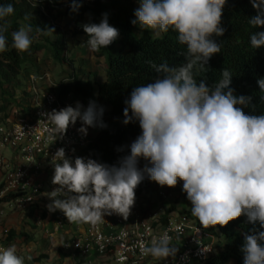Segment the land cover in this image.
<instances>
[{
  "label": "clouds",
  "instance_id": "9594fccd",
  "mask_svg": "<svg viewBox=\"0 0 264 264\" xmlns=\"http://www.w3.org/2000/svg\"><path fill=\"white\" fill-rule=\"evenodd\" d=\"M84 0H70L71 11L77 13ZM133 25L141 30L177 32V40L186 46L184 63L171 66L149 62L156 78L135 87L123 110L125 125L138 121L142 130L130 145V154L117 165L93 159L66 155L59 148L52 156L54 174L48 192L49 213L61 211L70 223L100 222L112 213L128 219L135 205V190L145 175L161 187L174 188L183 181V191L191 204V214L205 227H224L246 216L253 228L244 234L241 246L243 264H264V114H246L252 107L251 96H236L230 87L232 73L221 70L222 78L212 86L206 79L196 78L205 71L211 57L221 46L212 39L223 36L221 27L226 0H138ZM257 14L248 19L252 28L264 27V0H250ZM14 14L11 3L0 4V53L7 50L4 21ZM27 20L28 17H25ZM90 49L108 48L120 35L108 22L82 25ZM54 33V28L40 29ZM32 24L22 25L11 33L12 47L26 52L31 44ZM254 49L264 46V31L252 33ZM264 93V78L257 80ZM264 102V95L260 96ZM46 116L54 126L50 131L62 138L77 120V129L87 135L89 127L105 128L104 108L89 101L87 108L53 109ZM122 150V149H121ZM74 151V149H73ZM143 158L146 164L138 167ZM179 232L180 230L177 229ZM168 232L153 237L142 246V253L155 259L175 258L179 247L172 245ZM187 259V255L184 257ZM30 259V258H29ZM0 264H25L15 245L0 248Z\"/></svg>",
  "mask_w": 264,
  "mask_h": 264
},
{
  "label": "trees",
  "instance_id": "16d2710c",
  "mask_svg": "<svg viewBox=\"0 0 264 264\" xmlns=\"http://www.w3.org/2000/svg\"><path fill=\"white\" fill-rule=\"evenodd\" d=\"M7 3L13 5L14 14L4 21L8 31L5 33L7 50L0 53V116L3 115L0 123L6 122L11 115L13 105L9 99L14 98L11 91H20V88L25 90L21 79L33 75L26 67L28 50L19 52L13 48L11 33L18 30L22 22L31 23L30 36L32 43H35L31 50L38 52L45 48L44 42H48L47 33H42L38 27L42 30L55 28L56 21L64 17L63 12H71V9L64 8L62 0H0V4ZM137 3L138 0H84L73 24L75 36L82 35L88 39L82 25L98 24L103 14H107L109 24L117 28L120 35L108 48L91 50L92 57L105 61L104 81L98 84V91L95 92L90 83L86 84L81 78L74 77L62 84V97L75 95L91 98L96 93L97 99L111 109L113 117L124 120L123 110L127 106L125 101L130 98L132 90L156 78L157 74L149 62L157 65L167 62L171 66L184 63L186 46L178 42V34L173 29L162 32L161 37H154L150 30H142V35H138L139 26L131 23L136 19L134 12ZM256 14L257 10L253 8L250 0H226L221 20V27L225 29L224 35L212 37L220 44L221 51L211 57L205 71L197 70L195 74L197 80L206 79L208 86H212L222 78L221 70L228 69L233 75L230 87L234 89V95L252 97L255 110L253 111L252 107L243 108L245 113L259 115L264 114V102L260 100L264 93L260 92L257 84L259 78H264V46L254 49L250 44V36L252 33L264 31V27L252 28L248 23V19ZM87 17L89 21L84 23ZM54 55L58 62H66L63 51L55 48ZM24 95L28 96L27 91ZM21 104L22 101L20 107ZM141 133L138 121L127 125L123 123L118 129L109 126L101 128L99 135L87 148L86 156L99 163L118 166L121 157L130 154L131 143ZM21 196L11 194L1 200L0 204ZM140 199L141 194L135 195V202ZM182 201H188L183 187L177 204ZM175 212H178L177 205L172 206L168 214ZM62 215L58 210L52 214L45 213L42 218L47 220L51 217L53 221H57ZM255 227L264 230L259 228L258 223ZM252 228L253 225L248 222L246 216H241L224 227H210L211 233L219 236L218 253L205 264H243V253L240 249L244 243V234L250 233ZM16 236L17 234L12 232L8 241ZM21 236L28 240L25 232ZM63 256L64 259L67 258L66 255ZM44 258L37 259L36 263L40 264Z\"/></svg>",
  "mask_w": 264,
  "mask_h": 264
},
{
  "label": "built area",
  "instance_id": "2783aa9c",
  "mask_svg": "<svg viewBox=\"0 0 264 264\" xmlns=\"http://www.w3.org/2000/svg\"><path fill=\"white\" fill-rule=\"evenodd\" d=\"M62 3L65 9H71L70 0ZM26 79L30 83L28 96L23 95L21 107L12 109L7 121L0 123V149L10 153L0 152V201L11 194L22 195L7 205H34L54 174L52 156L57 149L64 148L73 160L76 157L87 160L85 152L101 129L89 127L87 135H82L77 131L81 127L77 120L60 138L58 133L50 131L54 126L42 114L75 107L77 102L87 108L91 99L71 95L75 99L68 103L70 96L62 97L61 91L36 88L43 76L31 75ZM96 101L104 108L100 100ZM139 185L141 199L135 202L127 220L106 213L96 224H77L68 222L63 214L54 222V234L65 236L60 250L67 256L66 260L82 264H205L218 253L219 236L211 233L210 227H203L194 216L168 214L177 205L180 193L161 187L147 175ZM3 222L4 213L0 210V225ZM164 232L172 238V245L179 247L176 257L145 256L142 246ZM0 248L5 247L0 245Z\"/></svg>",
  "mask_w": 264,
  "mask_h": 264
},
{
  "label": "rangeland",
  "instance_id": "374dc122",
  "mask_svg": "<svg viewBox=\"0 0 264 264\" xmlns=\"http://www.w3.org/2000/svg\"><path fill=\"white\" fill-rule=\"evenodd\" d=\"M67 1V0H66ZM137 8L139 3H137ZM64 17L59 18L56 21V27L54 28V33H47L48 42H44L45 48L34 52L32 51L31 44L28 49L27 56V71L36 77L43 76L44 79L36 84L37 89L43 90H53L61 91L62 84L68 82L71 78H81L84 83H90L94 87V91H98V84L104 81L105 75V61H98L91 56V49L86 42V37L75 36L73 24L76 19V13L74 12H63ZM88 17L84 20V23L88 22ZM27 24V22H22V25ZM154 37H161L162 32L159 30H150ZM138 35H142V30L139 28L137 30ZM55 48L63 51L66 62L60 63L55 58ZM21 85H25L24 89L20 88V91H11L14 98L9 99V102L13 105L12 109L20 107V102L23 99L24 92L28 91L29 81L26 77L21 79ZM61 87V88H60ZM69 97V96H67ZM75 99L71 96L67 99V102H72ZM90 101H96L95 96L90 98ZM11 110V111H13ZM3 115L0 116L2 118ZM103 122L107 127L118 129L122 126V120L120 118H115L112 116L111 109L104 106ZM96 135V134H95ZM0 152L10 154L3 149ZM53 177V176H52ZM52 177L47 180L45 190L42 195L34 205H22L17 206L23 207L20 214H16V211H12L5 224L7 225L3 232L2 238H0V244H7L4 246L15 245L17 249V254L25 258V264H39L36 263L37 259L45 257L40 264H82L79 261H68L64 259V256L60 250L61 239L65 236H58L54 234V222L51 217L47 220H43L42 216L45 213H49L46 205L51 201L48 198V192H51L55 185L52 184ZM181 181L172 188L177 193H180L182 187ZM2 204V203H1ZM189 204H184L180 206V215L191 217V206ZM4 207L11 209L13 205H3ZM25 206H29L24 209ZM171 207V205L169 206ZM58 211V210H57ZM55 211V212H57ZM23 213V214H22ZM177 213V212H176ZM5 216V215H4ZM63 217V215H62ZM9 223V224H8ZM15 232L17 236L11 241H8L9 235ZM25 232L28 236V240L23 238L21 234ZM30 258V259H29Z\"/></svg>",
  "mask_w": 264,
  "mask_h": 264
},
{
  "label": "crops",
  "instance_id": "0c3cea01",
  "mask_svg": "<svg viewBox=\"0 0 264 264\" xmlns=\"http://www.w3.org/2000/svg\"><path fill=\"white\" fill-rule=\"evenodd\" d=\"M121 119V118H120ZM122 120V124H123V119ZM148 164L147 161H145L144 159L140 160L139 161V164H138V167L143 169V167ZM148 166H151L150 164H148ZM181 187H183V182L181 181ZM138 194H141V186L139 185L136 190H135V195H138ZM184 204H189L188 206H191L190 202L188 201H182L180 204H177V209H178V212H177V215H180L179 213H181V210L179 209L180 206H184ZM3 205H5V203H2L0 204V210L4 213V222L0 225V238H2V232L4 230V228L7 226L5 224V221H7V219L9 220L8 216L9 214L12 212V211H16V214H20L21 212V209L23 207H17V206H22V205H13V207L11 209H8L6 207H4ZM12 206V205H11ZM29 206H25L24 209H27ZM23 214V213H22ZM9 224V223H8ZM0 245H4L6 246L7 244H0ZM231 264H234V263H231Z\"/></svg>",
  "mask_w": 264,
  "mask_h": 264
}]
</instances>
